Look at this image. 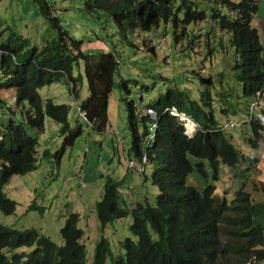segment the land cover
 Listing matches in <instances>:
<instances>
[{"label": "trees", "instance_id": "16d2710c", "mask_svg": "<svg viewBox=\"0 0 264 264\" xmlns=\"http://www.w3.org/2000/svg\"><path fill=\"white\" fill-rule=\"evenodd\" d=\"M32 1L49 26L42 45L0 26V92L7 89L13 94L9 103L0 96V114L6 115V123L0 122V212L5 215L13 214L16 207L4 192L10 179L35 171L42 158L59 163L60 155L83 130L79 122L69 123L67 105L42 99L39 89L57 82L74 86L85 77L89 94L77 104L92 129L105 131L108 96L120 62L114 44L106 52L83 51L82 40L74 39L54 12L56 0ZM80 1L100 34L117 36L121 43L134 46L133 34L171 24L176 41L186 38L192 49L200 42L204 60L218 59V68L204 79L198 100L171 89L140 109L141 96L125 101L130 136L126 159L142 168L136 170L141 184L154 186L157 193L151 202L149 192L143 196L140 191L139 199L131 202L122 192V178L105 179L102 197L95 203L100 230L129 216L134 238L119 242L121 252L114 255L101 237L91 264H105L108 256L111 264L263 262L264 227L251 213L250 194L239 189L227 201L226 192L218 193L215 184L198 187L187 181L192 173L207 178L209 169L217 180L220 163L228 168L247 164L244 169L254 164L232 143L231 135L222 131L225 122L242 123L245 116L251 130L250 149H256L264 138V109L257 108L248 119L249 103L256 92L264 90V48L252 26L256 0ZM230 50L233 59L227 61ZM121 83L128 91L126 81ZM45 117L60 125L62 141L55 153L48 149L39 153ZM182 117L195 124L192 134L186 133ZM79 219L78 213H67L59 230L61 244L33 228L18 230L0 223V264H86Z\"/></svg>", "mask_w": 264, "mask_h": 264}, {"label": "rangeland", "instance_id": "374dc122", "mask_svg": "<svg viewBox=\"0 0 264 264\" xmlns=\"http://www.w3.org/2000/svg\"><path fill=\"white\" fill-rule=\"evenodd\" d=\"M56 2L53 6L58 10L54 12L74 39L82 40L83 51L106 52L113 44L116 46L115 51L120 62L113 77L114 86L108 96V125L105 131L97 132L76 116V103L84 100L89 94L85 77L75 82L74 86L57 82L41 87L39 94L42 99H51L56 104L67 105L69 123L74 126L79 122L83 130L75 142L60 155L59 163L55 158H42L35 171L10 179L4 186V192L8 198L15 201L16 207L11 215L0 212V223L18 230L33 228L53 242L61 244L59 230L65 217L68 212H76L80 215L78 227L84 232L82 242L86 248V264H91L95 245L101 237L109 242L114 255L121 252L119 242L126 237L134 238L129 229V216L112 221L103 232L100 230L95 203L102 197L105 179L122 178L123 183H127L122 187V192L131 202H135L141 193L144 196L146 192H149V199L153 202L157 193L154 186L148 183L142 185L139 174L128 167L126 153L130 136L125 101L129 102L141 96L137 101V107L140 109L166 95L171 89L183 91L192 99L198 100L200 91L204 89V79L218 68V59H212V63L207 58L204 60V49L200 42L192 49L193 46L187 43L186 38L176 41L171 24H160L157 31L135 33L130 39L134 45L131 46L121 43L117 36L107 37L100 34L97 22L82 10L80 0ZM0 26L24 35L32 44L38 46L42 45L49 35L48 22L32 0H1ZM190 28H193V25ZM97 35H100L101 39ZM151 41L159 48L151 47ZM232 59L233 52L230 50L226 60ZM123 80L126 81L128 91L121 83ZM0 96L9 103L13 94L11 90L6 89L0 92ZM91 108L94 110V104ZM182 120L185 121L184 118ZM186 121L183 123L185 129ZM0 122L6 123V115L0 114ZM30 133L34 134L33 131ZM231 133L234 139L232 142L240 148V143L245 144L243 141H248L251 135L250 126L248 123H242L240 127L233 128ZM238 133L242 136L240 141L236 138ZM61 141L60 125L45 117L44 131L38 137L39 148L55 153L59 150ZM244 166L228 168L220 163L217 180L213 179L209 169L207 178H200L192 173L187 181L188 184L198 187L215 184L217 192H226L225 197L230 201L237 190L245 187L246 180L244 181L242 176ZM254 190L253 185L252 193H249L251 201H254ZM105 264H111L109 256Z\"/></svg>", "mask_w": 264, "mask_h": 264}, {"label": "crops", "instance_id": "0c3cea01", "mask_svg": "<svg viewBox=\"0 0 264 264\" xmlns=\"http://www.w3.org/2000/svg\"><path fill=\"white\" fill-rule=\"evenodd\" d=\"M256 2L258 9L255 17L252 20V26L257 29L259 40L264 48V0H256ZM262 101L264 102V94ZM261 117L264 120V111L261 112ZM245 120L246 119L244 116L242 118V123H246ZM229 134L231 135V137H233L231 132H229ZM236 138L238 141H240V139H242L241 134L238 133L236 135ZM233 140L234 139H232V141ZM243 142L245 144L240 143L241 146L240 148H238L242 150L243 153L254 159V164H251L248 169L243 170V180H246L245 187L243 183V190L251 194V188L254 185L255 195L254 201L251 202V213L255 221L264 227V141L262 140V143L259 142L260 144H258V147L256 149H250L248 146V142ZM42 150L43 149L39 148V152ZM246 166L248 165L245 164L244 168H246ZM251 166L252 168H250ZM249 169H251V171H249ZM125 185H127V183H124V186ZM259 264H264V261Z\"/></svg>", "mask_w": 264, "mask_h": 264}, {"label": "built area", "instance_id": "2783aa9c", "mask_svg": "<svg viewBox=\"0 0 264 264\" xmlns=\"http://www.w3.org/2000/svg\"><path fill=\"white\" fill-rule=\"evenodd\" d=\"M156 48H158V46ZM263 94H264V90L256 92L255 97L249 103V105H248V110H249L248 119H250L256 113L254 111L257 108L261 107L262 109H264V102L262 101ZM76 115H77V117H79L84 122H86L88 124L90 123L88 118H87L86 112L84 110H82L79 105H76ZM240 125H241V123H237L234 121H227L223 124L222 130L232 129V128L238 127ZM127 163H128V167H130L131 169H136L138 171L142 170L141 167L136 166L132 161H128Z\"/></svg>", "mask_w": 264, "mask_h": 264}, {"label": "clouds", "instance_id": "9594fccd", "mask_svg": "<svg viewBox=\"0 0 264 264\" xmlns=\"http://www.w3.org/2000/svg\"><path fill=\"white\" fill-rule=\"evenodd\" d=\"M155 31H157V30H155ZM134 35V34H133ZM158 45H154V43L151 41V47H153V48H156ZM158 48H159V46H158ZM157 48V49H158ZM76 105H78L77 103H76ZM76 105H75V108H76ZM83 110V109H82ZM148 112L149 113H151L152 111H150V110H148ZM171 113H173V112H171ZM77 116V115H76ZM88 118V117H87ZM183 118V117H182ZM181 118V119H182ZM185 119V118H184ZM89 120V119H88ZM185 120H187V121H190V120H188V119H185ZM183 121V120H182ZM90 122V121H89ZM193 125H194V130L190 133V134H192L194 131H195V124L192 122V121H190ZM184 123V122H183ZM88 126H90V127H92V125H91V122L88 124V123H86ZM184 125V124H183ZM241 125H242V123H241ZM240 125V126H241ZM240 126H238V127H240ZM235 128V127H234ZM233 129V128H232ZM232 129H227V130H222V131H224V132H227V133H229V132H231V130ZM188 132V129H187V127H186V133ZM188 135H190L189 133H187ZM121 140L123 141V139L121 138ZM85 150H87V148H85ZM127 160V162L128 161H132V160H129V159H126ZM133 162V161H132ZM134 163V162H133ZM137 166V165H136ZM133 170H135L136 171V169H133ZM82 187H84V184H82L81 185Z\"/></svg>", "mask_w": 264, "mask_h": 264}, {"label": "bare ground", "instance_id": "6f19581e", "mask_svg": "<svg viewBox=\"0 0 264 264\" xmlns=\"http://www.w3.org/2000/svg\"><path fill=\"white\" fill-rule=\"evenodd\" d=\"M186 121V120H185ZM184 121V122H185ZM186 127H187V129H188V133L190 132H192L193 130H194V125L190 122V121H186Z\"/></svg>", "mask_w": 264, "mask_h": 264}]
</instances>
